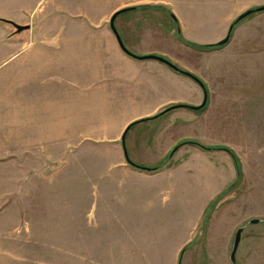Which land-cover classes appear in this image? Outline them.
I'll return each mask as SVG.
<instances>
[{
  "label": "rangeland",
  "instance_id": "1",
  "mask_svg": "<svg viewBox=\"0 0 264 264\" xmlns=\"http://www.w3.org/2000/svg\"><path fill=\"white\" fill-rule=\"evenodd\" d=\"M263 5L264 0H0V19L30 27L17 34L0 22V264H121L116 260L122 255L125 264H133L132 257L134 264H139L137 257L141 264H165L175 223L170 209L186 204V195L193 239L202 229L200 243L206 245L207 237L220 239L232 226L233 245L236 231L243 228L235 262L264 264V12L237 22L225 45L206 48L222 41L237 17ZM131 8L120 15L119 30L137 33L130 38L144 48L153 39L160 46L168 42L170 48L161 55L167 60L175 59L173 47L188 48V64L169 61L186 64L207 92L203 108H188V147L155 167L166 172L134 183L141 193L128 190L121 178L104 182L107 175H124L114 167L123 156L100 132L118 130L130 115L165 98L145 73L139 78L143 87L155 90L152 102L142 87L137 103L117 104V110L100 97L88 105L60 94L47 103H30V113L45 119L26 120L25 99L14 93L30 73L33 80L47 83L71 85L74 79L86 86L84 82L95 81L99 73L67 68L71 51H62L73 47L64 38L73 32L108 31L111 16ZM182 21H188V38ZM42 31L55 35L45 46L37 35ZM26 46L51 48L54 56H63L65 70L37 63L31 72L24 61ZM16 51L18 56L11 58ZM88 90L93 88L83 89ZM201 100L188 107L200 106ZM57 125L58 142L40 137L25 141L26 129ZM135 195L143 246L122 247L120 232L99 230L97 223L104 225L109 218L114 225L123 222L117 212L125 208L126 196L131 207ZM130 217L124 224H130ZM74 219L83 226L80 231L73 230ZM254 219L258 223L250 224Z\"/></svg>",
  "mask_w": 264,
  "mask_h": 264
},
{
  "label": "crops",
  "instance_id": "2",
  "mask_svg": "<svg viewBox=\"0 0 264 264\" xmlns=\"http://www.w3.org/2000/svg\"><path fill=\"white\" fill-rule=\"evenodd\" d=\"M120 17L121 16H118L115 19V28L123 45L130 53L138 57L148 55L161 57L173 64L180 71L188 73V67H186V64H180L181 66H177V64L170 62L171 60L175 62L178 58L187 63L188 48L180 49L179 47H173L171 51L175 54L172 55L175 59L170 58L171 60L169 59V61L161 56L164 51L162 49L170 48L168 42L164 43V46H160L158 41L153 39V42L148 44L149 48H144L145 46L143 43H140V45L139 43L132 42L131 38L133 39L134 36H137L138 34L119 30L118 20L121 19ZM182 26L183 32L188 38V21H182ZM37 35H39V44L41 46L47 45L46 40H48L49 37H51V39L55 38V35L50 36V32L46 31H42ZM64 39L68 41V46L71 44L73 47L70 50L62 51V55H69L71 51V56H69L71 59L68 60L66 65L67 68L69 70L72 69L73 71L83 68L88 73H99V76L95 81L84 82L86 84V86H84L75 82L74 79L72 80L71 85H66L63 81L47 83L43 80H33L32 77L34 74L30 73L25 80L18 82L14 89V93L18 97L25 99V118L26 120L39 118L45 119L43 114H37L34 117V115L30 113V103L34 100L40 101V103L43 101L47 103L49 99L57 98L60 94H66L72 103H81L82 101L88 105L97 102V98L100 97L105 103L113 105L114 110L118 109L116 107L117 104H119V108H122L127 103L135 104L139 101V92L143 91L142 80L139 76L145 73L149 80L156 82L155 85L159 87L154 89L158 92L162 91V93L166 95L165 98L160 102L151 103V106L148 108L145 107L144 111L140 112L138 115H130L125 119V122L119 126L118 130L109 131L104 129L100 132L102 135L101 139L112 144L116 151L122 152L123 156V160L117 162L114 167L120 168L124 175H107L104 177V182L106 184L117 183L119 181L118 178H121L124 179L121 182H124V184L127 185L128 190L132 189L135 193H141L139 188H135L133 184L139 182V180H143V178L152 179L155 176L161 175L165 171V167L157 171H143L136 169L127 162L124 151H126L128 159L132 163L141 167L155 168L168 158L171 159L175 152L182 147H188V105L196 104L200 99H202V103L204 99V89L192 78L169 67L165 63L150 59L138 60L127 55L120 49L111 29L108 31L104 28V30L98 31L73 32L67 35ZM143 39L144 38L141 40L145 44ZM50 49L51 48L43 47L33 49L26 46V49L24 50L26 53L24 60L25 66L31 70V72L39 68L36 65L37 63H39L40 66H60L58 70H65V65L61 64L63 63V56L59 59V57L53 55ZM19 52L20 51H16L12 54L11 58L18 56ZM190 52L191 51H189V53ZM96 54H101L102 57ZM44 57H46V59ZM42 61L45 64H43ZM135 73L137 75H135ZM188 79L190 81H188ZM94 82L96 85H93L95 84ZM200 82L202 83V81ZM90 87L93 88L92 91H83L84 88ZM143 88L147 90L145 93H148V98L151 97L149 101L152 102L151 99L156 94L155 90L150 87ZM144 96L146 95L144 94ZM173 106L180 107L165 112L166 109ZM152 117L156 118L136 124L129 128L122 143V136L129 125ZM24 136L25 141L29 143H31L32 140H38L39 137L40 140L44 142H47L48 140L58 142L61 136V130L58 125L52 130H48L47 128L44 129V127L39 130L26 129ZM176 147L177 149L173 152ZM53 150L63 152L66 149L65 147H56ZM186 151H188V149H186ZM183 160L185 159H182L180 163L184 162ZM136 197L137 195H135L134 198H130V207L128 203L129 198L126 196L127 207L125 206L124 209L117 212V216H119L123 222L114 225L110 223L111 220L109 218L107 219L108 222L105 221L104 225L97 223L99 230L105 229V232L110 233H113L112 231H115L116 233L120 232L121 236H119V238H121L122 247L128 245L134 247L143 246L144 229L138 224L139 220L135 215V208L139 207L140 199ZM184 198H187L186 204L179 203V206L170 209L175 218V223L171 225L169 229L171 231L169 233L170 240L168 241L171 250H169L168 258L165 259V264H232L230 263V250L232 247L231 239L233 235L232 226L220 237V239L216 237L214 239L207 237L206 245L200 243L202 242L204 232L202 229L193 239L194 234L192 233V228L188 225V195ZM184 198H180V201ZM104 212L105 214L102 213V215L108 218L110 213H107V211ZM138 213H140V215L143 214L142 210ZM129 215L132 216V218L130 217V224H124L128 222V219L125 220V217H129ZM129 225L131 226L128 227ZM81 228H83V226L79 220L77 222V220L74 219L73 230L80 231ZM128 233H131L130 236ZM104 257L109 263L114 262L113 260H109V258H112L113 256L106 257L105 255ZM124 257L125 256L122 255L116 261L125 264L128 261L127 259H124ZM134 260L135 259L132 257L130 262L134 264ZM136 260V263H144L139 257H137Z\"/></svg>",
  "mask_w": 264,
  "mask_h": 264
},
{
  "label": "water",
  "instance_id": "3",
  "mask_svg": "<svg viewBox=\"0 0 264 264\" xmlns=\"http://www.w3.org/2000/svg\"><path fill=\"white\" fill-rule=\"evenodd\" d=\"M125 12H127V9H122V10H118V11H116V12L111 16L110 21H109L110 29H111V31L114 33V35H115V37H116V40H117V42H118V45H119L120 49H121L124 53H126L127 55H130V56H132L133 58L138 59V60H148V59H150V60H156V61H159V62L165 63V64L168 65L169 67H171V68H173V69H175V70H177V71L183 73L184 75H187L188 77L192 78L194 81H196V82H197V83H198V84L204 89V99H203V102L201 103L200 106H197V107H188V108H190V109H192V110H200L201 108H203V107L206 105V102H207V93H206V90H205L203 84H202V83H201L196 77H194V76L191 75L190 73H186V72H182V71H180V70H179L177 67H175L173 64L169 63L168 61H166L165 59H163V58H161V57L154 56V55H148V56L138 57V56H134L132 53H130V52L125 48V46L123 45L122 40H121V38H120V36H119V34H118L116 28H115V19H116L118 16H120L121 14L125 13ZM256 12H260V13H261V12H264V5H263L262 7L260 6V7L256 8V9H251V10L246 11L245 13H243L242 15H240L239 17L236 18L235 23H237V22L243 20V18L249 17V15H251V14H253V13H256ZM0 22H4V23H7V24L11 25V26L16 30V33H17V34L23 32V31L29 30V28H30L28 25H26V26H22V25H18V24H16V23H14V22H12V21L4 20V19H0ZM233 27H234V25H231V26L229 27V30H227V31H228L227 36H226L222 41L218 42V43L216 44L217 46H223V45H225V43H227V42L229 41V39H230V35H231V32H232L231 30H233ZM178 107H180V106H173V107H170V108L166 109L165 112H168V111L173 110V109L178 108ZM158 116H159V115H158ZM154 118H156V117H154ZM143 120H145V119H143ZM140 121H141V120H140ZM137 122H138V121H137ZM135 123H136V122H135ZM135 123H132L131 125H129V126L125 129L124 134H123L122 139H121V140H122V143H123V141H124L125 134H126L127 131L129 130V128H131L132 126L136 125ZM141 123H142V122H141ZM138 124H139V123H138ZM176 149H177V147L173 150V152H174ZM173 152H172V153H173ZM124 155H125V159L127 160V162H128L132 167H134V168H136V169H139V170H143V171H150V168H146V167H136L135 164L132 163V162L128 159V156H127L126 151H124ZM257 223H258V220H256V219L250 221V224H257ZM243 230H244L243 228H239V229L236 231L235 236L233 237V238H234V239H233V245H232V249L230 250V251H231V253H230V263H232V264H236V262H235V261H236L235 257H236L237 251H238L237 249L239 248V245H240V243H241V238H240V237H241V235H242Z\"/></svg>",
  "mask_w": 264,
  "mask_h": 264
},
{
  "label": "trees",
  "instance_id": "4",
  "mask_svg": "<svg viewBox=\"0 0 264 264\" xmlns=\"http://www.w3.org/2000/svg\"><path fill=\"white\" fill-rule=\"evenodd\" d=\"M132 10H134L133 8H131V9H127V12L128 11H132ZM235 24H237V23H233V25H235ZM214 47H217V45H210V46H206V48H208V49H211V48H214ZM148 120H150V119H145V120H141V121H138V122H136L135 124H138V123H141V122H145V121H148ZM193 144H196V143H193ZM204 148V147H203ZM135 166L136 167H141V166H138V165H136L135 164ZM158 168H150V171H155V170H157Z\"/></svg>",
  "mask_w": 264,
  "mask_h": 264
}]
</instances>
